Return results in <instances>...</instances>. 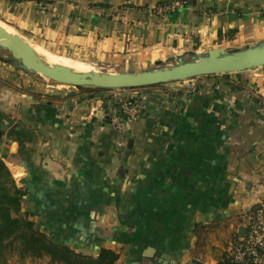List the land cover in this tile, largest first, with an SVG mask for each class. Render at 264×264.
Here are the masks:
<instances>
[{"label":"crops","instance_id":"1","mask_svg":"<svg viewBox=\"0 0 264 264\" xmlns=\"http://www.w3.org/2000/svg\"><path fill=\"white\" fill-rule=\"evenodd\" d=\"M0 23L94 70L139 72L259 43L264 0H0ZM241 73L243 90L221 74L191 93L139 89L124 136L106 99L137 89H58L0 59V159L25 192L21 215L77 252L117 251L116 264H162L157 252L166 264H216L264 204V106L249 92L264 98V67ZM213 221L225 223L200 238L196 226Z\"/></svg>","mask_w":264,"mask_h":264},{"label":"water","instance_id":"2","mask_svg":"<svg viewBox=\"0 0 264 264\" xmlns=\"http://www.w3.org/2000/svg\"><path fill=\"white\" fill-rule=\"evenodd\" d=\"M0 48L7 50L10 57L6 60L18 65L21 69L38 74L53 82L67 84L73 87H95L100 89H131L152 85L166 84L181 80L194 79L202 76H212L264 67V40L257 44L240 49L214 48L194 54L191 59L184 56H171L173 65L146 68L139 72H109L104 70L78 71L63 64L46 62L35 50L31 42L17 32L8 31L0 23ZM3 134L0 131V136ZM134 140H129L131 148ZM246 227L242 226L239 236L243 237ZM160 263L166 264L167 257L157 252Z\"/></svg>","mask_w":264,"mask_h":264},{"label":"trees","instance_id":"3","mask_svg":"<svg viewBox=\"0 0 264 264\" xmlns=\"http://www.w3.org/2000/svg\"><path fill=\"white\" fill-rule=\"evenodd\" d=\"M38 1L41 3L42 8H45L46 4L51 2V0ZM7 58L0 52V59L6 60ZM235 74V78H233L235 82L231 83L233 87L238 90L246 89L248 87L247 81L244 80L242 73ZM229 75L230 73L221 74L224 79H228ZM161 85L165 84L147 87ZM78 89L89 93L110 90L95 87H78ZM191 92L194 91L189 93ZM249 92L258 106H264V98L260 97L254 89L249 90ZM24 196L25 192L16 185L11 171L5 162L0 159V264H10L13 257H17L21 264L26 259H48L50 264H116L119 253L113 249L102 248L97 255L84 254L77 252L63 242L53 239L45 231L39 229L36 222L30 218L29 213L25 216L21 215ZM222 227L221 222L213 221L205 225H197L196 231L201 238L202 232Z\"/></svg>","mask_w":264,"mask_h":264},{"label":"built area","instance_id":"4","mask_svg":"<svg viewBox=\"0 0 264 264\" xmlns=\"http://www.w3.org/2000/svg\"><path fill=\"white\" fill-rule=\"evenodd\" d=\"M183 2L186 3V1ZM174 7L175 5L170 9H174ZM190 80L192 79L183 81ZM196 89L197 86L191 89L184 88L185 92L188 93ZM116 92L106 99L108 105L107 121L113 129L125 136L129 134L127 126L142 109L143 97L141 94H135V90H127V93L122 90ZM244 217L245 236L237 235L234 237L223 257L216 264H264V204L253 211L246 212Z\"/></svg>","mask_w":264,"mask_h":264},{"label":"rangeland","instance_id":"5","mask_svg":"<svg viewBox=\"0 0 264 264\" xmlns=\"http://www.w3.org/2000/svg\"><path fill=\"white\" fill-rule=\"evenodd\" d=\"M12 30L13 31H15V29H13L12 28ZM15 32H17V31H15ZM27 40L29 41V42H31L33 45H36V43L35 42H33L31 39H28L27 38ZM45 48V47H44ZM48 50V49H47ZM0 52H1V54H3L4 56L6 55L7 57L9 56L10 57V55H9V53L7 52V50H5V49H2V48H0ZM186 59V58H185ZM187 59H191V57H187ZM74 60V59H73ZM175 63V61H164V62H161V64H162V66H170V65H173ZM87 67V69L86 70H91L92 68L90 67V66H86ZM155 67H157V65H153L151 68H155ZM95 69V68H94ZM94 69H92V70H94ZM97 70H102V69H97ZM231 75H236L235 73H231L229 76H231ZM204 77H206V76H202V77H197V78H194V79H192V80H190V81H186V82H184L183 80L182 81H180V82H173L174 84H176L178 87L177 88H187V89H191V88H193V87H195V86H198L199 87V83L200 82H202V80H199V79H203ZM188 80V79H187ZM47 83L48 84H50V85H52V86H56L58 89H69V88H71V87H73V86H70V85H67V84H61V83H56V82H53V81H51L50 79L49 80H47ZM170 83H172V82H170ZM165 87H169V86H167V85H165ZM78 88V87H77ZM176 88V89H177ZM131 89H134V88H131ZM135 89H137V90H135L136 92H135V94H141V92L140 91H143V89L142 88H140L141 90L139 91V88H135ZM124 93H127V92H124ZM130 93V92H129ZM134 93V92H133ZM224 223L225 222H222V226L224 225ZM222 229H219V230H217L218 231V233H216V232H214V233H212V236L213 235H215L216 236V238H221L222 237V235H225L226 233L224 232V231H221ZM222 232H224V233H222ZM218 234V235H216V234ZM10 264H21L20 262H19V260H18V258L17 257H13L11 260H10ZM23 264H50L49 263V261H48V259L47 260H45V259H38V260H31V259H26L25 260V262L23 263Z\"/></svg>","mask_w":264,"mask_h":264},{"label":"bare ground","instance_id":"6","mask_svg":"<svg viewBox=\"0 0 264 264\" xmlns=\"http://www.w3.org/2000/svg\"><path fill=\"white\" fill-rule=\"evenodd\" d=\"M3 25V27H5L8 31L10 32H15L12 30V27L1 23ZM35 47L36 52L48 63L50 64H63V65H67L70 66L78 71H88L86 70V64L77 61V60H73L70 57L67 56H63V55H58L56 53H53L49 50H47L46 48H44L41 45H33Z\"/></svg>","mask_w":264,"mask_h":264}]
</instances>
